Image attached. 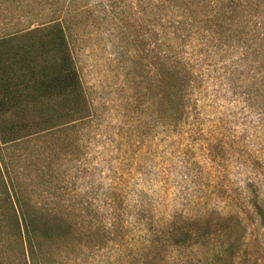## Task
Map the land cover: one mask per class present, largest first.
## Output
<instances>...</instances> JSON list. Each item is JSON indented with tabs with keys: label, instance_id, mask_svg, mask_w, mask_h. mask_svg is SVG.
I'll list each match as a JSON object with an SVG mask.
<instances>
[{
	"label": "trees",
	"instance_id": "obj_1",
	"mask_svg": "<svg viewBox=\"0 0 264 264\" xmlns=\"http://www.w3.org/2000/svg\"><path fill=\"white\" fill-rule=\"evenodd\" d=\"M139 14L146 18L132 19ZM84 16L99 21H80ZM90 28L128 56L133 104L147 113L150 136L198 126L201 83L186 53L196 46L203 54L251 53L258 63V131L264 130V0H0V264H55L56 245L81 249L82 218L95 194L108 223L97 248L110 234L123 243L127 210L139 223L146 219L142 200L124 195L123 184L103 194L102 185H86L95 177L83 160L96 112L73 40ZM249 204L254 215L241 209L264 228V198L255 194ZM177 215L152 225L144 242L125 243L141 249L139 264H165L170 252L214 246L223 251L214 264H237L247 233L239 214Z\"/></svg>",
	"mask_w": 264,
	"mask_h": 264
},
{
	"label": "rangeland",
	"instance_id": "obj_2",
	"mask_svg": "<svg viewBox=\"0 0 264 264\" xmlns=\"http://www.w3.org/2000/svg\"><path fill=\"white\" fill-rule=\"evenodd\" d=\"M137 17L146 18L139 14L132 19ZM79 20L99 21L86 16ZM73 42L81 82L96 112L85 137L83 160V168H94L95 177L86 180V185L94 189L102 185L99 193L103 194L123 184L124 195L138 196L148 212L139 223L127 210L123 243H115L110 234L105 236L106 245L97 248L93 243L108 223L103 220L107 208L96 210L100 199L95 194L89 201L93 207L82 218L83 247L56 245L55 264H139L141 249L131 250L127 244L144 242L152 225L158 229L171 215L192 217L213 209L224 216L239 214L247 227L237 264H264V228L246 213L254 215L249 202L255 194L264 198V130L258 131L255 78L258 63L251 53L210 50L203 54L198 46L188 47V59L201 83L196 95L198 126L166 138L159 130L150 136L147 113L135 111L129 76L132 66L118 44L114 46L97 28L80 29ZM215 253L223 251L216 246L182 249L170 252L165 264H214Z\"/></svg>",
	"mask_w": 264,
	"mask_h": 264
}]
</instances>
